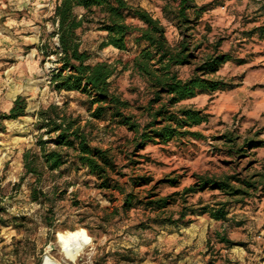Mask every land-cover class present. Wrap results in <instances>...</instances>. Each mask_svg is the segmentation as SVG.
Instances as JSON below:
<instances>
[{"label": "rangeland", "instance_id": "374dc122", "mask_svg": "<svg viewBox=\"0 0 264 264\" xmlns=\"http://www.w3.org/2000/svg\"><path fill=\"white\" fill-rule=\"evenodd\" d=\"M59 0H0V111L8 112L14 100L22 95L28 100L25 116L5 122L0 131V205L6 207V219L13 225L0 224V264H43L45 255L59 264H264V193L246 198V203L231 208L229 221H216L209 215L195 216L187 225H136L144 220L142 209L126 216L112 217L113 208L108 194L96 187V178L82 166L68 164L61 171L45 172L42 182L25 176L24 153L34 149L37 136L36 113L55 103L68 104L69 110L83 119L90 118L80 92L56 91L51 71L56 66L45 59L38 47L57 40L53 15ZM141 4L167 26L171 42L180 37L178 28L162 14L164 0H130ZM207 5L194 37H208L210 41L224 38L223 49L248 59V63L226 64L222 77L238 87L232 90L203 94L186 104L206 109L211 115L208 123L195 130L205 138H183L168 144H151L142 153L151 161L141 160L135 171L149 173L156 179L167 174L180 177V187L163 185V194L191 185L193 174L222 176L241 172L243 177L260 171L264 165V146L248 148L245 158L232 155V143L225 134L264 141V35L251 34L254 27L264 25V0H197ZM130 22L138 23L130 20ZM83 48L92 53V62H117L121 69L131 64L139 48L134 36L129 38L127 51L112 46L101 48L104 32L93 27L80 31ZM189 69L182 73L187 75ZM124 97L134 100L144 91L145 84L130 69L115 78ZM137 89V92L133 90ZM94 143L110 148L117 162L126 163L132 137L125 128L108 127L107 120L95 121ZM249 170H245V169ZM129 171V170H126ZM48 192L55 202L53 212L49 204L32 201V190ZM116 196L121 199L118 193ZM200 199L205 204L227 199L218 190L194 194L190 203ZM177 208V207H176ZM108 213V214H107ZM55 219V227L51 223ZM109 220V222L107 221ZM236 221H242L236 226ZM85 228L91 243L73 253H65L57 240L58 231ZM216 232L226 234L240 244L227 247L219 243ZM47 250V251H46ZM49 251V252H48Z\"/></svg>", "mask_w": 264, "mask_h": 264}, {"label": "trees", "instance_id": "16d2710c", "mask_svg": "<svg viewBox=\"0 0 264 264\" xmlns=\"http://www.w3.org/2000/svg\"><path fill=\"white\" fill-rule=\"evenodd\" d=\"M206 11L207 5H199L197 0H164L162 14L180 32L179 39L171 42L164 22L141 4L130 0H59L50 37L57 41L53 44L47 41L38 49L45 59L54 58L53 88L58 92L83 94L90 118L85 120L76 115L67 103L42 107L36 113L35 128L40 131L36 146L26 150L23 156L24 175L36 177L39 183L45 172H58L72 163L82 166L96 178V187L108 194L110 202L120 201L113 208L112 217L143 210L145 218L136 225L142 229L154 225H187L193 217L206 214L216 221H229L233 206L264 193V165L247 177L241 172L222 176L193 174L195 181L191 185L168 194H163L161 187H180V177L167 174L156 179L147 172L135 171L141 160L151 161L142 153L151 144L205 138L195 128L208 123L211 115L206 109L186 104L187 101L239 86L222 77L220 71L229 63L247 64L248 59L235 55L233 49L224 50V38L210 41L205 36L194 37ZM92 27L105 33L101 48L112 46L127 51L129 38L134 36L139 50L132 63L124 64L121 69L118 68L121 60L93 63L92 53L83 48L80 33ZM254 33L264 35V25L254 27L251 34ZM185 68L189 69L187 75L182 73ZM128 69L145 84L144 91L134 100L125 98L115 84V78ZM27 109V98L18 96L8 112L0 111V131L6 130V121L25 116ZM102 120H107L108 127L125 128L132 134L127 140L126 163L120 165L110 148L94 143L93 132L98 128L95 121ZM224 138L232 143L230 153L241 159L247 156L248 148L264 146V141L256 139L245 138L239 145L240 136L225 134ZM207 190L221 191L227 199L208 204L202 199L190 203L191 196ZM41 196L47 197L48 192L32 190V201L49 204L53 212L55 202ZM6 213V207L0 205V224L13 225L5 218ZM54 222L55 219L49 225L55 227ZM242 224L236 221V226ZM216 238L227 247L240 244L221 232H216Z\"/></svg>", "mask_w": 264, "mask_h": 264}, {"label": "clouds", "instance_id": "9594fccd", "mask_svg": "<svg viewBox=\"0 0 264 264\" xmlns=\"http://www.w3.org/2000/svg\"><path fill=\"white\" fill-rule=\"evenodd\" d=\"M57 240L65 253L71 251L74 248L82 249L84 246H87L91 243V238L85 231H80L78 233L59 234ZM43 264H59V262L56 261L54 257L45 255Z\"/></svg>", "mask_w": 264, "mask_h": 264}, {"label": "bare ground", "instance_id": "6f19581e", "mask_svg": "<svg viewBox=\"0 0 264 264\" xmlns=\"http://www.w3.org/2000/svg\"><path fill=\"white\" fill-rule=\"evenodd\" d=\"M80 231H85L86 233H87V235H88V232H87V230L85 229V228H78V229H75V230H67V231H58L57 232V235H56V237H58V235L59 234H65V233H78V232H80ZM89 236V235H88ZM60 245V244H59ZM62 249V248H61ZM63 250V249H62ZM64 251V250H63ZM75 251V248L74 249H72L71 251H69V252H71V253H73ZM49 252V251H48ZM65 252V251H64Z\"/></svg>", "mask_w": 264, "mask_h": 264}]
</instances>
